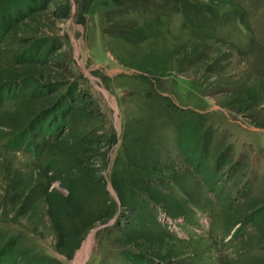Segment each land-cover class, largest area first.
<instances>
[{"label": "rangeland", "instance_id": "obj_1", "mask_svg": "<svg viewBox=\"0 0 264 264\" xmlns=\"http://www.w3.org/2000/svg\"><path fill=\"white\" fill-rule=\"evenodd\" d=\"M0 264H264V0H0Z\"/></svg>", "mask_w": 264, "mask_h": 264}, {"label": "trees", "instance_id": "obj_2", "mask_svg": "<svg viewBox=\"0 0 264 264\" xmlns=\"http://www.w3.org/2000/svg\"><path fill=\"white\" fill-rule=\"evenodd\" d=\"M58 111H60V109Z\"/></svg>", "mask_w": 264, "mask_h": 264}]
</instances>
